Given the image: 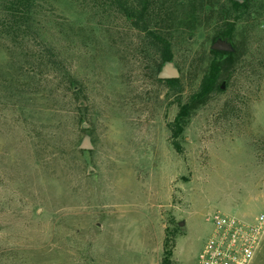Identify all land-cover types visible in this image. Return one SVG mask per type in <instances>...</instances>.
I'll use <instances>...</instances> for the list:
<instances>
[{
    "label": "rangeland",
    "instance_id": "obj_1",
    "mask_svg": "<svg viewBox=\"0 0 264 264\" xmlns=\"http://www.w3.org/2000/svg\"><path fill=\"white\" fill-rule=\"evenodd\" d=\"M54 3L46 14L67 26L56 43L50 30L22 49L0 38V264H159L172 220L174 264H199L214 213L264 214V5L177 153L179 97L127 50L138 33L115 11ZM189 42L173 43L181 102L199 80L192 55L211 45L207 32ZM55 44L60 61L42 56Z\"/></svg>",
    "mask_w": 264,
    "mask_h": 264
},
{
    "label": "trees",
    "instance_id": "obj_2",
    "mask_svg": "<svg viewBox=\"0 0 264 264\" xmlns=\"http://www.w3.org/2000/svg\"><path fill=\"white\" fill-rule=\"evenodd\" d=\"M58 0H0V38L10 41L20 38V48H24L31 37L42 38L49 33L55 41L66 34V25L53 24L46 5L53 6ZM91 5L92 10L103 13L115 11L138 33L136 40L130 41L132 57L148 65L152 79L166 85L167 90L178 98L179 110L174 120L167 124L169 141L177 153H182L181 139L194 110L204 105L217 92H222L221 83L228 81L232 69L243 54V47L236 40L238 27L257 25L259 10L264 0H80ZM59 32L55 33V30ZM100 28V27H98ZM62 31L60 32V30ZM242 29V30H243ZM54 30V32H53ZM207 32L212 43L217 38H227L232 42L231 53L197 50L192 55L189 68L199 76L197 86L185 96L179 79L162 80L158 73L165 62L174 63V40L189 42L197 33ZM44 36V37H45ZM56 43V41H55ZM190 43V42H189ZM57 47V45L55 44ZM61 48L54 46L42 52L55 59L61 58ZM57 51V52H56ZM50 63L54 64V62ZM70 84H76L72 81ZM165 229L162 255L159 264H174L173 253L176 240L182 235L178 223L172 220Z\"/></svg>",
    "mask_w": 264,
    "mask_h": 264
},
{
    "label": "built area",
    "instance_id": "obj_3",
    "mask_svg": "<svg viewBox=\"0 0 264 264\" xmlns=\"http://www.w3.org/2000/svg\"><path fill=\"white\" fill-rule=\"evenodd\" d=\"M212 231L198 254L199 264H252L264 240V214L252 221L216 212Z\"/></svg>",
    "mask_w": 264,
    "mask_h": 264
},
{
    "label": "water",
    "instance_id": "obj_4",
    "mask_svg": "<svg viewBox=\"0 0 264 264\" xmlns=\"http://www.w3.org/2000/svg\"><path fill=\"white\" fill-rule=\"evenodd\" d=\"M239 1L242 2V0ZM210 50L231 53L234 51V47L232 42L229 41L227 38L223 39L219 37L211 43ZM179 75V70L176 68L173 62H165L160 72L158 73V78L162 80L177 79L179 78ZM225 84V81L221 83V90H225ZM83 147L88 148L89 145L85 142L83 144Z\"/></svg>",
    "mask_w": 264,
    "mask_h": 264
}]
</instances>
